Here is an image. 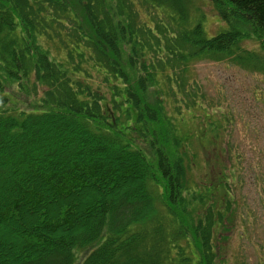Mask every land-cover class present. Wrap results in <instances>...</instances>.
I'll return each mask as SVG.
<instances>
[{
  "label": "trees",
  "instance_id": "16d2710c",
  "mask_svg": "<svg viewBox=\"0 0 264 264\" xmlns=\"http://www.w3.org/2000/svg\"><path fill=\"white\" fill-rule=\"evenodd\" d=\"M208 1L211 38L193 0H0V264H250L230 241L264 227V172L229 150L196 163L181 124L224 132L200 61L264 76V0Z\"/></svg>",
  "mask_w": 264,
  "mask_h": 264
},
{
  "label": "rangeland",
  "instance_id": "374dc122",
  "mask_svg": "<svg viewBox=\"0 0 264 264\" xmlns=\"http://www.w3.org/2000/svg\"><path fill=\"white\" fill-rule=\"evenodd\" d=\"M193 1L195 7H198L199 11L204 15L203 28L207 37H213L226 29L225 23L219 19V15L214 11L208 0ZM247 47L253 48L254 44L248 42ZM193 71L196 82L201 86V91L205 94V102L207 103H205V106L209 105L211 108L207 113L212 114L213 120L222 123L221 127L224 129L221 139H218L217 142L213 139L210 142L209 134L201 132V120H199L200 122H196L195 119L190 121V117L192 114L195 115V112L189 111L185 113L184 125L181 128L184 131H189L190 135L197 136V138L192 140V148L199 149L193 160L202 164L207 157H213L214 153H216L218 158H221L229 167L230 162L225 154V150H229L230 153L242 156L243 166L247 170L244 172L245 176L251 174L252 171L249 168L251 165L257 167L256 171L260 169L263 173L264 76L242 70L228 62L200 61L194 65ZM4 92L11 97L12 108L16 110L33 111L42 109L38 105L40 95L33 96L26 88L22 89L17 85H7ZM198 114L201 118L204 117V113L198 111ZM198 137L201 141H199ZM214 144L220 151L215 152ZM202 147L207 150L205 151ZM194 172L193 180L196 181L198 175L205 173V170L203 167H199ZM97 192L102 193V190L98 188ZM81 197L82 195L79 196V198ZM256 200L257 196L253 189L246 198L247 208L256 207ZM20 228H22L21 224ZM243 228L244 226L241 223L237 232L240 234V231H245V228ZM12 232L14 235L18 233L16 229H12ZM247 232L249 236L245 239H241L238 234L235 235L230 241V248L236 251L241 247L240 249L244 251V261L256 264V254L253 245L260 242L264 246V227L261 225L253 226L248 228Z\"/></svg>",
  "mask_w": 264,
  "mask_h": 264
}]
</instances>
